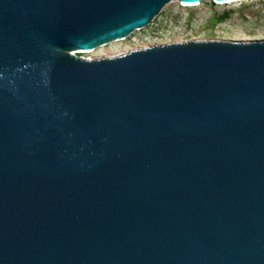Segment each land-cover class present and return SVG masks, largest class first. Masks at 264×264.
Here are the masks:
<instances>
[{"label": "water", "instance_id": "1", "mask_svg": "<svg viewBox=\"0 0 264 264\" xmlns=\"http://www.w3.org/2000/svg\"><path fill=\"white\" fill-rule=\"evenodd\" d=\"M170 1L0 0V264H264V41L68 52Z\"/></svg>", "mask_w": 264, "mask_h": 264}, {"label": "rangeland", "instance_id": "2", "mask_svg": "<svg viewBox=\"0 0 264 264\" xmlns=\"http://www.w3.org/2000/svg\"><path fill=\"white\" fill-rule=\"evenodd\" d=\"M198 41H264V0L221 4L201 0L195 7H184L172 0L145 27L121 41L94 48L90 54H80L81 50L68 52L77 58L95 60L153 46Z\"/></svg>", "mask_w": 264, "mask_h": 264}, {"label": "bare ground", "instance_id": "3", "mask_svg": "<svg viewBox=\"0 0 264 264\" xmlns=\"http://www.w3.org/2000/svg\"><path fill=\"white\" fill-rule=\"evenodd\" d=\"M201 1V0H200ZM234 1H242V0H234ZM234 1H226V2H218L217 1V3H219V4H221V3H230V2H234ZM243 1H245V0H243ZM199 4V2L198 3H193V4H186V3H182V6H184V7H195V6H197ZM116 41H118V40H116ZM119 41H121V39H119ZM100 47V46H99ZM91 50H89V51H85V50H81V51H79V53L80 54H90L91 52H90Z\"/></svg>", "mask_w": 264, "mask_h": 264}]
</instances>
